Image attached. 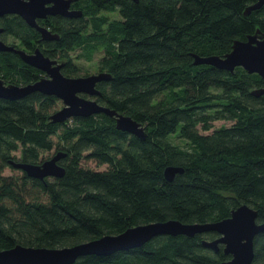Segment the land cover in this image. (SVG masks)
I'll return each mask as SVG.
<instances>
[{"label": "trees", "instance_id": "trees-1", "mask_svg": "<svg viewBox=\"0 0 264 264\" xmlns=\"http://www.w3.org/2000/svg\"><path fill=\"white\" fill-rule=\"evenodd\" d=\"M258 0H89L85 23L53 18L57 41H42L19 17L0 19L2 40L11 37L26 53L36 49L64 64L78 78L69 54L104 49L98 70L111 76L97 83L101 106L130 117L145 132L141 140L118 131L104 114L52 124L59 102L31 93L0 99V250L15 246L62 249L149 223L222 221L246 205L264 223V80L241 68L233 73L194 65L191 55L229 53L234 41L264 33V6L244 16ZM118 9L107 24L100 11ZM106 26V28H102ZM88 76V75H87ZM90 76V75H89ZM44 74L19 56L0 52V79L24 87ZM86 77V76H83ZM216 122L228 126L215 128ZM182 141L183 147L174 143ZM65 154L62 178H29L11 163L38 165L44 152ZM88 161L106 166L95 171ZM167 167H180L171 182ZM15 170L17 175H5ZM215 232L159 236L140 248L111 256H85L74 264H220L229 256L204 249ZM252 264H264V232L253 241Z\"/></svg>", "mask_w": 264, "mask_h": 264}, {"label": "water", "instance_id": "water-1", "mask_svg": "<svg viewBox=\"0 0 264 264\" xmlns=\"http://www.w3.org/2000/svg\"><path fill=\"white\" fill-rule=\"evenodd\" d=\"M131 1L138 2V0ZM69 3L70 0H0V17L18 16L41 35L42 41H57L59 40L58 35L51 34L47 29L39 27L35 20L48 15L75 16L67 11ZM50 4L51 6L48 7ZM262 6H264V0H258L247 7L243 15L246 17ZM0 52L16 54L24 64L46 76L36 83L24 87L5 85L0 79L1 100L17 101L35 92L53 96L62 103V106L49 117L52 124H63L73 118H88L104 114L115 120V127L118 131L141 140L145 139L144 129L139 123L128 116L99 105L94 100L101 95L95 88L96 84L109 81L111 79L109 74L98 73L86 77L67 78L60 72L62 65L45 57L39 49L28 54L0 41ZM191 56L194 60L193 64L197 66L208 65L229 73H233L235 68H241L246 73L256 74L264 80V33L259 30H256L253 35L247 36L245 41H234L230 52L222 57ZM251 95L254 97L264 95V89L253 90ZM64 156L65 154L58 152L38 165L12 162L11 166L21 170L29 178L41 181L45 178L59 179L65 173L64 168L58 164ZM182 172L180 167H167L163 175L166 181L171 182L176 174ZM256 218L257 212L254 209L241 205L230 212V217L214 223L182 224L173 220L149 223L127 229L119 235H107L94 241L62 249L18 245L9 250H0V264H74L79 258L85 256L107 257L117 252L140 248L159 236L192 238L209 232H215L219 238L211 242L202 241L201 246L204 249L217 251L218 245H222L223 253L229 255L230 260L220 264H252L254 259L253 240L256 235L264 232V223L256 224Z\"/></svg>", "mask_w": 264, "mask_h": 264}, {"label": "rangeland", "instance_id": "rangeland-1", "mask_svg": "<svg viewBox=\"0 0 264 264\" xmlns=\"http://www.w3.org/2000/svg\"><path fill=\"white\" fill-rule=\"evenodd\" d=\"M98 16H104V17H108L110 19L112 18H117L116 15H110L109 11H100ZM7 44H13L15 47L20 48V43L16 40H14L11 37H7ZM82 53L81 48H77L74 51H72L69 54V58L72 60L73 65L76 67L78 75L83 77V76H89V75H94L98 73V61L99 58L102 57L103 55V51H96L95 53H93V55L91 56L90 60H86L82 57L79 58L80 54ZM62 106V103L59 101L56 105V110H59ZM229 124L226 122H216L214 124L215 128H219L220 126H228ZM174 143L183 147V142L182 141H177L174 140ZM54 150H52L51 152L47 153L44 152L42 155L43 160H46L48 158H51L52 155L54 154ZM86 167H88L89 169L95 170V171H103L106 169V166H98L96 163L92 162V161H88L85 164ZM19 174V172L13 170H6L5 171V175H17Z\"/></svg>", "mask_w": 264, "mask_h": 264}, {"label": "flooded vegetation", "instance_id": "flooded-vegetation-1", "mask_svg": "<svg viewBox=\"0 0 264 264\" xmlns=\"http://www.w3.org/2000/svg\"><path fill=\"white\" fill-rule=\"evenodd\" d=\"M131 1V0H130ZM89 0H70V3H69V5H68V9H67V11H68V13L69 14H71V15H75V16H72V17H63V16H60V15H55V16H51V15H48V16H46L45 18H37L36 20H35V22L37 23V25L39 26V27H41V28H45V29H47L51 34H54V31L48 26V24H49V22H51V21H55V20H52L53 18H55V19H59V20H70V21H78V22H81V23H85L86 21H88L89 20V17H87V15H85L84 14V11H87L88 10V8H89ZM51 6V4L50 5H48V7H50ZM107 11V10H106ZM118 9H114L113 11H109L110 12V15H116V17L117 18H112V19H110V18H108V17H106V20H107V24H109V23H111V22H115V21H118L119 19H120V16H119V13H118ZM7 16H14V15H7ZM7 16H3V17H0V19H2V18H4V17H7ZM77 16V17H76ZM16 17H18V16H16ZM101 17H104V16H101ZM20 18V17H19ZM21 19V18H20ZM22 20V19H21ZM23 21V20H22ZM24 22V21H23ZM25 23V22H24ZM26 24V23H25ZM27 25V24H26ZM28 26V25H27ZM29 27V26H28ZM103 29L104 28H106V26H103L102 27ZM1 30H2V33L0 34V41L2 42V43H4L3 42V40H2V35H3V33H4V31H3V28H0ZM31 29H33V28H31ZM33 30H35V29H33ZM36 31V30H35ZM37 32V31H36ZM38 33V32H37ZM39 34V33H38ZM39 36H40V40H42L41 39V35L39 34ZM7 38V37H6ZM5 45H8L7 44V40L5 39V43H4ZM9 46V45H8ZM19 50H21V49H19ZM101 51V50H100ZM103 51V55H102V57H100L99 58V60L101 59V58H103L104 57V49L102 50ZM28 54H30V53H28ZM57 61V60H56ZM57 63L58 64H61L62 66L64 65V64H62V63H60L59 61H57ZM62 68V67H61ZM98 73H101V71L100 70H98ZM97 73V74H98ZM105 73V72H104ZM44 77H46L45 75H44ZM43 77V78H44ZM5 84V83H4ZM5 85H8V84H5ZM256 224H258V225H260L261 223H258L257 222V218H256ZM219 236V235H218ZM257 236V235H256ZM254 241V240H253ZM220 247L223 249V246L222 245H218V250L217 251H213L212 250V252L213 253H218V251L220 250ZM254 249V248H253ZM226 256H229V255H226ZM229 259H230V256H229Z\"/></svg>", "mask_w": 264, "mask_h": 264}]
</instances>
